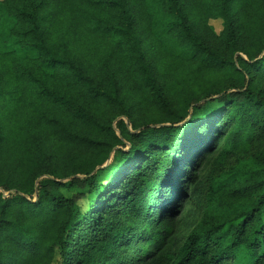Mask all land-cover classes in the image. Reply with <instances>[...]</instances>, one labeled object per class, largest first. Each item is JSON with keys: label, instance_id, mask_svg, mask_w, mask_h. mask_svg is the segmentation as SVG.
Segmentation results:
<instances>
[{"label": "trees", "instance_id": "16d2710c", "mask_svg": "<svg viewBox=\"0 0 264 264\" xmlns=\"http://www.w3.org/2000/svg\"><path fill=\"white\" fill-rule=\"evenodd\" d=\"M54 261L264 264V0H0V264Z\"/></svg>", "mask_w": 264, "mask_h": 264}, {"label": "rangeland", "instance_id": "374dc122", "mask_svg": "<svg viewBox=\"0 0 264 264\" xmlns=\"http://www.w3.org/2000/svg\"><path fill=\"white\" fill-rule=\"evenodd\" d=\"M209 25L211 26V28L213 29V31L215 33H219L222 30V20L221 19H217V20H211L209 21ZM70 197H74L77 199V204L79 205V207L84 210L86 208V204H87V200L86 198H80L76 192L71 191ZM53 264H57L56 261H54Z\"/></svg>", "mask_w": 264, "mask_h": 264}]
</instances>
